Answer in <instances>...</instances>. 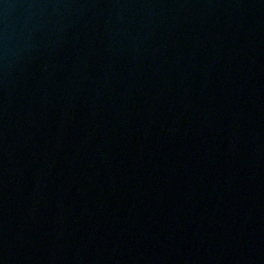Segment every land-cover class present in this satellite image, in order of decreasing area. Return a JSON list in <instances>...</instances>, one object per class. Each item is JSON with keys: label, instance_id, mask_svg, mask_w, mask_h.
<instances>
[{"label": "water", "instance_id": "obj_1", "mask_svg": "<svg viewBox=\"0 0 264 264\" xmlns=\"http://www.w3.org/2000/svg\"><path fill=\"white\" fill-rule=\"evenodd\" d=\"M0 264H264V0H0Z\"/></svg>", "mask_w": 264, "mask_h": 264}]
</instances>
